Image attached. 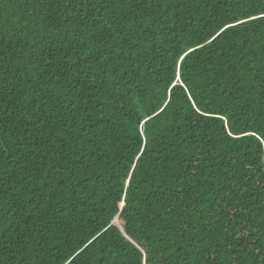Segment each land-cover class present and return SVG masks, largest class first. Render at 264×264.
Returning <instances> with one entry per match:
<instances>
[{
    "label": "trees",
    "instance_id": "obj_1",
    "mask_svg": "<svg viewBox=\"0 0 264 264\" xmlns=\"http://www.w3.org/2000/svg\"><path fill=\"white\" fill-rule=\"evenodd\" d=\"M229 2L0 0V264H71L97 234L75 264H137L136 245L150 264H260L264 193L247 176L264 180V144L241 132L264 53L238 56L231 30L213 40L236 22ZM101 81H126L129 100ZM225 110L231 136L201 115Z\"/></svg>",
    "mask_w": 264,
    "mask_h": 264
},
{
    "label": "snow or ice",
    "instance_id": "obj_2",
    "mask_svg": "<svg viewBox=\"0 0 264 264\" xmlns=\"http://www.w3.org/2000/svg\"><path fill=\"white\" fill-rule=\"evenodd\" d=\"M41 3L47 4V5H62L63 9L68 10L69 12L76 11V8L72 7V5L75 3V0H40ZM90 2V0H89ZM109 0H105V4L108 3ZM121 5H127L131 6L132 0H119ZM84 3L85 0H80L79 8L81 11L84 9ZM104 5L102 4L101 7ZM93 8H95V5H92ZM229 9L235 8V11L237 15L235 18L234 24H227L225 23L220 30L216 33V35L213 37V40H217L218 38L223 39L229 35V30L232 31V33H235L239 36V41L242 47L238 49H234L236 51V54L238 56L246 54V49L252 52V55L256 57L257 59L260 58L261 53H264V0H230L228 4ZM113 8H115V5H113ZM45 11H48L47 8L44 9ZM59 11V8H57ZM116 13L114 12L113 15ZM134 14V13H133ZM92 16L96 18V26L101 27L104 24H108L109 28L112 27V25L109 23V21L105 20L103 15L101 14L99 17L96 16V13H92ZM243 16V19H240L239 17ZM83 18V17H82ZM51 19V12H48V15L45 17V21H49ZM259 25V29L256 33H253V36H257L260 38L261 42L259 44H256L255 40L249 39L248 33L249 29L254 26ZM85 26L86 23H85ZM158 25L155 23H152L149 31L151 32L153 29L157 28ZM85 46L87 45V42H83ZM4 46V42L2 39H0V48ZM198 47H201V45H197ZM252 49H259L258 51H252ZM192 49H189L188 51H182L180 49H176L173 54L174 61L178 60L179 62H185L186 58L189 57L190 52H192ZM3 52H0V59H2ZM262 64H264V61H261ZM98 66H107L106 64H103L102 62H98ZM27 67V66H25ZM248 71L252 72L254 69L249 64L247 65ZM23 75H27V72H24ZM255 78L259 81L261 87L257 90L255 87L251 88V92H257L258 98L252 99L248 101L249 107H252L254 105H259V108L257 109V115L253 117V130L251 132L242 131L241 136L243 137H250L254 139L255 141H260L262 144H264V71H257L255 74ZM99 79V78H97ZM177 80L186 79V77L183 76L182 73H179L176 75ZM101 86H104L105 84L112 89L114 95L113 99H117V96L115 93H119V99L128 101L129 96L131 95L133 88L131 85H129L126 81L123 84H120L117 82L115 85H112L111 83L107 81H101ZM188 92L191 94L194 90L191 87H187ZM251 92H248L247 95H251ZM135 93L138 97H140L139 101H132L131 103H143V93L144 89L142 88H135ZM189 98H191L189 96ZM193 107L195 108L196 112H199V108L193 104ZM209 108H211V104H209ZM163 111V109H161ZM155 116L156 114L153 113ZM202 116H205L209 119V121L215 123L216 121L223 122L221 124V130H228V136L232 135V129H235L236 123L233 121V115L229 114L225 110L224 114H216L214 112H204L201 113ZM248 116H252L251 113H247ZM153 117H149V119H152ZM197 122H199V117H197ZM248 125L246 124L245 127ZM141 151H144L141 149ZM256 170L255 169H249L248 170V176L247 179L249 182H251L253 179H257L258 182L256 184V187L264 193V180H259V178L255 175ZM130 186V185H129ZM241 193H246L245 188H240ZM119 200V207L123 210L126 207V197L121 198L120 196L117 197ZM231 203V202H229ZM243 208V205H241V210ZM97 235H94L91 240L88 241V244H85L84 247L80 250V252L76 253L75 256L72 257L71 264H75V261L81 256L87 257L91 251L89 248V245L93 244V241L97 240ZM244 239H247V237H244ZM87 249V251H85ZM248 249H245L247 251ZM135 258L137 260V264H150V258L147 256L145 249L140 248L139 245H136V251L134 253ZM258 256L261 257L260 264H264V250L257 253ZM84 264H87V260L85 259Z\"/></svg>",
    "mask_w": 264,
    "mask_h": 264
}]
</instances>
